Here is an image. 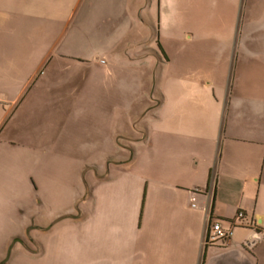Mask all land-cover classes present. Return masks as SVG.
Returning <instances> with one entry per match:
<instances>
[{"label":"crops","instance_id":"obj_1","mask_svg":"<svg viewBox=\"0 0 264 264\" xmlns=\"http://www.w3.org/2000/svg\"><path fill=\"white\" fill-rule=\"evenodd\" d=\"M17 146L78 163L79 264H264V0H0Z\"/></svg>","mask_w":264,"mask_h":264},{"label":"rangeland","instance_id":"obj_2","mask_svg":"<svg viewBox=\"0 0 264 264\" xmlns=\"http://www.w3.org/2000/svg\"><path fill=\"white\" fill-rule=\"evenodd\" d=\"M15 148L18 162L12 170L20 176L8 177L2 166L12 165L0 160V264H79L83 225L78 207L72 206L82 196L75 177L78 163H63L70 174L31 178L26 147ZM6 149H0V157L11 156ZM21 152L27 155L22 158Z\"/></svg>","mask_w":264,"mask_h":264},{"label":"built area","instance_id":"obj_3","mask_svg":"<svg viewBox=\"0 0 264 264\" xmlns=\"http://www.w3.org/2000/svg\"><path fill=\"white\" fill-rule=\"evenodd\" d=\"M242 217H243V215L240 214V218H242ZM212 230H213L214 235L212 237L208 238V239H210V240H208L209 242H213L215 240V238L223 237L227 234H230L229 231H224L218 222H214L212 224Z\"/></svg>","mask_w":264,"mask_h":264},{"label":"trees","instance_id":"obj_4","mask_svg":"<svg viewBox=\"0 0 264 264\" xmlns=\"http://www.w3.org/2000/svg\"><path fill=\"white\" fill-rule=\"evenodd\" d=\"M241 219L242 218L239 219L240 222H241ZM232 224H233V226H236L234 223H232ZM245 224H246V222L242 221L240 226L245 225ZM229 238H230V234H227V235H225L223 237L215 238V240L213 242H211V243L212 244H217L218 243L220 245H226L228 243Z\"/></svg>","mask_w":264,"mask_h":264}]
</instances>
